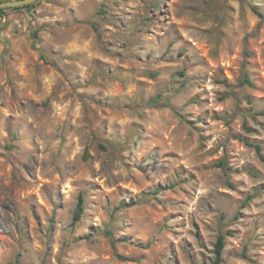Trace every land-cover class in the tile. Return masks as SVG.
I'll return each instance as SVG.
<instances>
[{"label": "rangeland", "instance_id": "rangeland-1", "mask_svg": "<svg viewBox=\"0 0 264 264\" xmlns=\"http://www.w3.org/2000/svg\"><path fill=\"white\" fill-rule=\"evenodd\" d=\"M33 5L0 12V264H212L221 233L264 264V0Z\"/></svg>", "mask_w": 264, "mask_h": 264}, {"label": "trees", "instance_id": "trees-1", "mask_svg": "<svg viewBox=\"0 0 264 264\" xmlns=\"http://www.w3.org/2000/svg\"><path fill=\"white\" fill-rule=\"evenodd\" d=\"M5 1H15V0H0V2H5ZM34 5H29V6H24V7H18V8H13L12 10H24V9H31ZM4 11L6 10H0L1 13H3ZM256 11V9H255ZM257 12V11H256ZM104 13H106V11H104ZM257 14L259 16H262L260 13L257 12ZM37 31L33 33L32 35V38L34 40V44H35V48L38 50V45L40 43L39 39H38V36H37ZM180 76H183L184 74H179ZM222 84H224L225 86L229 87L228 83L226 81H223L221 82ZM241 85H245V84H248L250 86H252V83H251V80L249 78V76H247V74L245 73L244 74V77L243 79L241 80ZM223 100L227 99L228 97L227 96H224L222 97ZM158 100L159 98L153 100V102H155V104L157 105L158 103ZM237 139H240L241 141H243L248 147H251V148H254L257 152V154L259 155V157L261 158V160L264 161V155H263V147L260 145V144H257V143H250L249 141L247 140H244L242 139L241 137H237ZM218 166L220 168H222L224 170V172L226 174H228L229 172H231L232 168H230L227 164V162L224 160V161H221ZM257 197L256 194H252V195H249L247 197V199L245 200L244 204H243V208H245L248 203L255 199ZM84 203H85V198H84V195H80L79 197V203H78V206H77V211H76V214H75V217H74V226H76L81 220H82V217H83V214H84V210H85V206H84ZM239 213H237L234 217L235 220L239 219ZM228 236H232L231 233H227V234H223L221 233L218 238H217V241L215 243V248H214V260H213V263L212 264H223V255H224V250H225V247H226V239ZM20 261L19 259L17 258L16 260V264H18Z\"/></svg>", "mask_w": 264, "mask_h": 264}, {"label": "water", "instance_id": "water-1", "mask_svg": "<svg viewBox=\"0 0 264 264\" xmlns=\"http://www.w3.org/2000/svg\"><path fill=\"white\" fill-rule=\"evenodd\" d=\"M39 0H15V1H5L0 2V10H8L18 7L29 6L35 4Z\"/></svg>", "mask_w": 264, "mask_h": 264}]
</instances>
